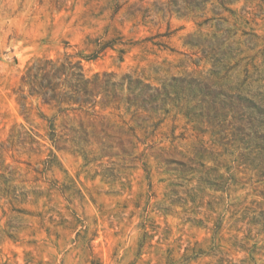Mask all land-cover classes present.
<instances>
[{
    "label": "rangeland",
    "instance_id": "obj_1",
    "mask_svg": "<svg viewBox=\"0 0 264 264\" xmlns=\"http://www.w3.org/2000/svg\"><path fill=\"white\" fill-rule=\"evenodd\" d=\"M67 54L99 117L22 85ZM0 264H264V0H0Z\"/></svg>",
    "mask_w": 264,
    "mask_h": 264
},
{
    "label": "trees",
    "instance_id": "obj_2",
    "mask_svg": "<svg viewBox=\"0 0 264 264\" xmlns=\"http://www.w3.org/2000/svg\"><path fill=\"white\" fill-rule=\"evenodd\" d=\"M109 44L102 45L100 49L85 58L95 59L97 54ZM73 58L74 55L67 54L63 60L46 58L36 61L22 76V85L28 88L29 95L39 97L44 104L58 107L61 112L69 109L81 110L85 111L87 115L99 117L94 109L97 103L102 101L104 106H107L108 102H111L109 93H105L106 99L103 98L107 83L100 79L99 74H96L92 80L86 78L81 59L73 60ZM103 75L105 77L108 74ZM128 80L132 82L131 77ZM100 96H102L101 100H99ZM63 105H67V107H63ZM90 109H93V112L89 113ZM70 131L74 135L80 134V138H83L81 135H87L82 123H80V130L71 128ZM52 133V140L57 144L56 133L53 131Z\"/></svg>",
    "mask_w": 264,
    "mask_h": 264
}]
</instances>
